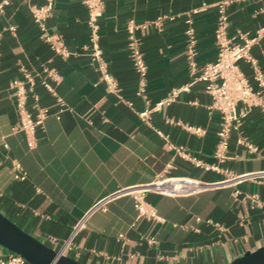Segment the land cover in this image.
Instances as JSON below:
<instances>
[{
    "label": "crops",
    "instance_id": "0c3cea01",
    "mask_svg": "<svg viewBox=\"0 0 264 264\" xmlns=\"http://www.w3.org/2000/svg\"><path fill=\"white\" fill-rule=\"evenodd\" d=\"M219 1L104 0L96 46L118 84L117 97L99 80L84 0H56L46 21L49 32L68 49L66 58L52 53L33 22L31 6L45 0H12L0 15V212L82 264H227L263 246L264 179L189 197L146 194L145 201L162 222L137 219L133 199L120 197L91 215L63 249L86 211L119 189L149 184L160 174L219 183L228 175L264 172V112L253 109L242 119L219 159L220 117L209 110L205 84L195 80L188 65V19L196 67L217 57ZM226 17L229 38L236 43L239 33L251 38L264 27V0H232ZM131 20L139 27L135 35L147 65L150 104L172 89L187 87L172 104L152 113L149 124L139 117L145 105L135 94L138 76L128 54L126 25ZM251 56L264 77V36ZM42 67L54 69L59 83L36 76ZM239 68L256 89L251 65L240 61ZM24 73L33 75V92L50 113L36 131L34 149L15 131L18 120L9 90L10 81ZM41 79L55 87V97L41 86ZM32 105L29 97L31 112ZM188 127L204 133L194 134ZM239 138L254 150L238 144ZM191 158L213 169L196 167ZM14 162L26 174L24 180L13 178ZM9 254L0 246V259Z\"/></svg>",
    "mask_w": 264,
    "mask_h": 264
},
{
    "label": "built area",
    "instance_id": "2783aa9c",
    "mask_svg": "<svg viewBox=\"0 0 264 264\" xmlns=\"http://www.w3.org/2000/svg\"><path fill=\"white\" fill-rule=\"evenodd\" d=\"M11 1H0V15ZM231 2L232 0H220L217 5L218 18L215 30L217 57L213 62L206 63L199 68L196 67L194 62L195 36L190 19L186 21L188 27L185 31L189 68L192 73L196 74L195 80L205 84L204 91L211 101L209 110L217 113L220 117V127L217 133L218 145L216 147V156L219 159H223V153L228 147L229 135L232 131L239 129L242 119L253 109H259L264 112V96L262 94L264 77L251 56L252 47L258 44L264 36V27L259 29L251 38L239 33L237 35L240 40L239 43H236L234 38H229L227 35L228 20L226 17V8ZM55 3L56 0H45L41 6H31V15L33 22L39 29L42 41L49 46L54 55L66 58L69 55L68 49L60 37L57 34L50 33L46 26V21ZM83 3L88 14V25L91 30V41L93 44L92 58L98 65L99 80L104 84L107 93L119 97L120 89L118 84L115 78L109 73L107 65L101 58V52L96 46L98 23L104 14L105 2L104 0H84ZM138 28L132 20L127 23V48L134 71L138 76V85L135 94L142 98L145 105L139 117L143 123L149 124L152 113L159 112L163 106L172 104L178 97V94L186 91L187 87L172 89L164 99L153 105L150 104L146 96L147 65L140 49V43L135 35ZM9 30L13 31L14 28L10 27ZM240 61L251 65L254 74L253 77L257 85L256 89L250 85L240 70ZM40 74L46 75L55 85L59 83V77L54 69L42 67L40 72L35 75L38 76ZM34 86L35 80L30 73H24L21 78L14 79L9 83V90L13 95L15 113L18 120L15 131L24 135L28 149H34L36 147V131L39 128H43L45 120L50 115L49 110L40 105L38 96L33 92ZM41 86L49 95L56 96L55 87L46 79H41ZM29 97L33 100L32 112L27 108ZM58 102L61 105L63 104L60 99H58ZM187 130L197 135L204 133L200 128L188 127ZM237 142L238 144L245 145L251 151L254 150L244 139L239 138ZM190 160L194 166L203 168L206 171L213 169L212 167L202 165L194 158ZM12 174L15 180H24L26 178V174L22 171L18 162L13 163ZM262 179H264V172H250L236 176L228 175L226 180L219 183L204 182L188 176L175 177L160 174L149 184L122 188L97 200L73 226L70 237L64 244L63 249H67L69 242L84 229L85 223L91 215L96 212L105 211L109 203L120 197L128 196L133 199L137 219H145L149 222H162L163 220L157 215L155 209L145 201L146 194L153 193L171 198L189 197L219 186L230 187L241 182H258ZM25 263L22 257L13 253H10L6 258L0 259V264Z\"/></svg>",
    "mask_w": 264,
    "mask_h": 264
},
{
    "label": "water",
    "instance_id": "95a60500",
    "mask_svg": "<svg viewBox=\"0 0 264 264\" xmlns=\"http://www.w3.org/2000/svg\"><path fill=\"white\" fill-rule=\"evenodd\" d=\"M0 246L22 257L28 264H82L24 232L1 212ZM227 264H264V245L242 254Z\"/></svg>",
    "mask_w": 264,
    "mask_h": 264
}]
</instances>
